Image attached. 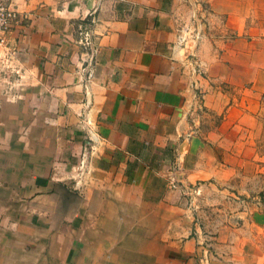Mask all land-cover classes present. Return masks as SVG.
Segmentation results:
<instances>
[{
  "label": "crops",
  "instance_id": "0c3cea01",
  "mask_svg": "<svg viewBox=\"0 0 264 264\" xmlns=\"http://www.w3.org/2000/svg\"><path fill=\"white\" fill-rule=\"evenodd\" d=\"M8 1L17 15L0 52V264H198L200 237L209 233L211 264H264L260 226L209 229L185 200V183L218 182L232 164L186 157L176 174L175 160L165 158L177 144L189 152L206 144L179 141L190 55L202 60L206 49L185 30L192 18L181 1ZM90 19L94 73L86 93L87 56L77 38ZM234 56L228 49L204 59L211 79L246 83ZM210 84L202 103L212 113L225 108L227 119L238 98ZM88 126L99 139L75 186ZM220 127L205 139L216 141Z\"/></svg>",
  "mask_w": 264,
  "mask_h": 264
},
{
  "label": "rangeland",
  "instance_id": "374dc122",
  "mask_svg": "<svg viewBox=\"0 0 264 264\" xmlns=\"http://www.w3.org/2000/svg\"><path fill=\"white\" fill-rule=\"evenodd\" d=\"M180 1L184 18L187 15L192 18L185 30L197 46L206 49L202 60L197 53L190 55L191 97L186 128L181 131L179 141L186 144L196 136L206 144L197 145L198 149L192 148L191 152L177 144L178 147L167 152L165 158L175 160V170H179L176 174L183 169L186 157L190 161L201 158L206 165L213 161L232 164L231 169L226 167L222 172L218 182L204 178L184 184L185 200L194 220L204 227L203 223L207 224L209 229L230 221L239 227L258 225L264 235V0ZM228 49L236 55L232 65L237 78L248 79L234 88L221 80L211 79L208 73L207 63ZM247 67L253 68L251 72H246ZM210 83H215L223 94L232 89V97L238 98L237 106H233L237 111L227 119L222 118L225 108L221 113H212L202 103L205 92L213 89ZM217 126H221L218 139L210 140L208 135L205 139L206 133ZM209 236L210 233L207 238L200 237V245L204 248L197 256L198 264H202L205 248L208 264H211Z\"/></svg>",
  "mask_w": 264,
  "mask_h": 264
},
{
  "label": "built area",
  "instance_id": "2783aa9c",
  "mask_svg": "<svg viewBox=\"0 0 264 264\" xmlns=\"http://www.w3.org/2000/svg\"><path fill=\"white\" fill-rule=\"evenodd\" d=\"M17 12L12 5V3L8 0H0V52L2 48H5L7 45L8 34L12 27V24L16 18ZM93 21L90 19L89 21H83L78 25V38L77 42L84 50L87 58L85 59L84 64H82V69L85 70V76L83 79V84L85 88V92L88 93V87L90 79L93 76L94 68H93V59H94V32L92 28ZM86 103H88V97L86 98ZM88 120V119H87ZM87 136V145H85L77 159L76 163V171H75V186L82 182L83 177L90 170V163L92 158V153L94 149V145L98 141V135L96 131L88 126V130L86 132ZM202 264H208V257L204 253L203 258H201Z\"/></svg>",
  "mask_w": 264,
  "mask_h": 264
}]
</instances>
